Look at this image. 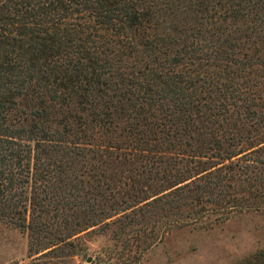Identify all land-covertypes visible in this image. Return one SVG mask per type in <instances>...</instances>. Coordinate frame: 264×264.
<instances>
[{"label": "trees", "instance_id": "obj_1", "mask_svg": "<svg viewBox=\"0 0 264 264\" xmlns=\"http://www.w3.org/2000/svg\"><path fill=\"white\" fill-rule=\"evenodd\" d=\"M105 191L122 232L264 211V0H0V222L78 264Z\"/></svg>", "mask_w": 264, "mask_h": 264}, {"label": "rangeland", "instance_id": "obj_2", "mask_svg": "<svg viewBox=\"0 0 264 264\" xmlns=\"http://www.w3.org/2000/svg\"><path fill=\"white\" fill-rule=\"evenodd\" d=\"M89 161L94 163V160ZM132 167L128 163L120 165L119 160L108 162L105 172L117 178L114 190L119 189L124 180L128 181L127 176L135 177ZM95 176L97 174L86 176L93 186ZM102 188L100 185L94 189ZM108 194L105 191L104 200L88 196L89 204L82 216L87 228L74 235V260L78 264H264L262 210L235 212L222 221L217 220L214 213H206L194 222L172 225L169 229L168 217L162 212L128 225L124 232L117 224L120 213L89 225L97 218L99 210L111 214L123 205L118 195L112 200ZM130 210L124 212L130 213ZM145 234L159 238L138 255L136 246L142 244ZM26 254L25 231L0 222V264H27Z\"/></svg>", "mask_w": 264, "mask_h": 264}]
</instances>
